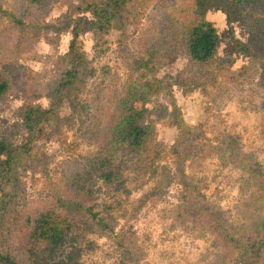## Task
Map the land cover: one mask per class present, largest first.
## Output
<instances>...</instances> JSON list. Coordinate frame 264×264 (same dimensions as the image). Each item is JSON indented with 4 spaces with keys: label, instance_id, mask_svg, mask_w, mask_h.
Returning <instances> with one entry per match:
<instances>
[{
    "label": "trees",
    "instance_id": "obj_1",
    "mask_svg": "<svg viewBox=\"0 0 264 264\" xmlns=\"http://www.w3.org/2000/svg\"><path fill=\"white\" fill-rule=\"evenodd\" d=\"M9 1V11L0 7L3 32L10 42L0 65V111L13 92L21 94L22 104L13 112L11 125H0V264H48L67 237L79 231L114 236L124 248V258L131 256L126 240L114 234L116 220L107 212L94 211L89 188L91 177L110 182L114 160L122 154L133 158L153 155L154 161L171 156L173 173L161 181L178 186L176 218L183 227H192L208 239V264H264V214L248 225L233 222L220 203L205 194L206 185L187 173V163L201 149L207 130L203 124L187 125L173 91L179 86L186 95L193 87L184 82L185 77L156 74L169 68L175 56L183 55L188 62L186 70L198 75L216 72L230 83L259 76V86L264 88V68L259 72L264 61V0H67L66 11L52 24L44 21L52 0ZM147 9V19L155 24L156 33L147 29L140 54H135L127 45L126 26L137 22ZM212 10L223 11L228 25L239 23L247 34L245 41L231 34V50L222 56L221 38L207 19ZM68 28L71 40L67 52L57 57L49 78L34 91L21 81L17 58L31 52L41 35L55 46ZM86 32L92 33L98 47L108 35L116 34L118 57L127 79L115 102L97 114L98 152L88 159L89 166H69L53 181L49 159L39 143L49 135L63 143V127L72 124L66 112L76 113L81 108L80 95L90 75L80 38ZM239 57L246 58V63L231 69ZM160 95L171 99V108L156 100ZM41 99L47 106L39 108ZM149 115L153 122L146 123ZM159 121L178 132L168 151L158 150L153 142L154 122ZM215 140V145L208 146L209 154L242 172L245 184L264 202V164L257 155L245 150L237 135L220 132ZM37 174L49 193L28 201V177Z\"/></svg>",
    "mask_w": 264,
    "mask_h": 264
},
{
    "label": "rangeland",
    "instance_id": "obj_2",
    "mask_svg": "<svg viewBox=\"0 0 264 264\" xmlns=\"http://www.w3.org/2000/svg\"><path fill=\"white\" fill-rule=\"evenodd\" d=\"M67 0H52L44 19L52 24L66 11ZM9 0H0L2 11H9ZM155 2L152 3V6ZM152 6L150 8H152ZM150 9L143 11L137 22L126 26L127 45L132 53L140 54L139 45L146 34L156 33L155 24L147 17ZM207 19L214 23L221 38L219 56L231 50L230 36L245 41L247 34L239 23L231 26L223 11L212 10ZM5 23L0 20V65L10 48L9 37L3 32ZM55 38L54 33H49ZM81 41L89 63L90 75L80 95L76 113L66 112L72 121L63 127V143L54 135L47 136L39 146L49 159V176L58 181L72 165L89 166L88 159L98 151L95 138L99 132L98 112L111 106L121 94L127 79L115 43L116 34L106 37L105 44L98 47L92 33H82ZM71 29L59 35L56 45L48 44L43 35L36 41L31 52L16 60L21 81L39 90L49 78L57 57L68 50ZM231 69L246 63L239 57ZM168 61H163L167 64ZM187 60L183 55L174 57L167 69L156 71L158 76L168 73L174 77H185V83L193 89L186 95L182 88L174 87L173 98L184 116L187 125L203 124L206 136L201 140V149L196 151L187 163V173L206 185L205 194L222 206L229 218L237 224H251L263 216V201L254 189L245 184V175L230 168L209 154L208 146L215 145L220 132H228L240 138L245 150L253 152L264 164V88L259 86V76L245 82H228L219 73L211 76L198 75L186 70ZM264 68V61L259 72ZM159 103L171 108V99L160 95ZM22 104L20 93L8 94L0 111V125L9 126L15 119L13 112ZM39 108L47 106L45 100L38 101ZM152 104L147 105L150 110ZM146 123L153 122L151 115ZM153 142L158 150L168 151L177 137V130L163 121L154 122ZM154 156L133 158L119 155L110 165L114 171L110 182L101 177H91V203L94 211L111 214L116 220L115 236L126 240L131 256L124 258V248L114 236H99L95 233L74 232L70 234L60 250L48 264H208L210 247L208 239L192 227L180 225L175 215L178 186L171 181L162 183L163 177H170L174 164L170 155L160 161ZM27 200L44 198L49 193L43 178L37 174L30 177ZM161 181V182H160ZM161 185L159 186V184ZM131 261H128L130 260Z\"/></svg>",
    "mask_w": 264,
    "mask_h": 264
}]
</instances>
